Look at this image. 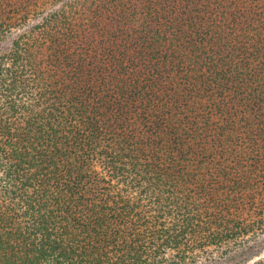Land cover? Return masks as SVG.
I'll use <instances>...</instances> for the list:
<instances>
[{"label":"trees","instance_id":"1","mask_svg":"<svg viewBox=\"0 0 264 264\" xmlns=\"http://www.w3.org/2000/svg\"><path fill=\"white\" fill-rule=\"evenodd\" d=\"M0 264H264V0H0Z\"/></svg>","mask_w":264,"mask_h":264},{"label":"rangeland","instance_id":"2","mask_svg":"<svg viewBox=\"0 0 264 264\" xmlns=\"http://www.w3.org/2000/svg\"><path fill=\"white\" fill-rule=\"evenodd\" d=\"M216 253H218L216 250L215 251H213V254H216ZM206 255V254H205ZM205 255H203V257H205Z\"/></svg>","mask_w":264,"mask_h":264}]
</instances>
